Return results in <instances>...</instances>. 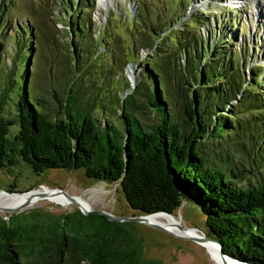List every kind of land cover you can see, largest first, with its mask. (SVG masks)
I'll list each match as a JSON object with an SVG mask.
<instances>
[{"label":"trees","instance_id":"1","mask_svg":"<svg viewBox=\"0 0 264 264\" xmlns=\"http://www.w3.org/2000/svg\"><path fill=\"white\" fill-rule=\"evenodd\" d=\"M14 2L0 0V42L11 39L14 47L0 87V170L80 169L117 185L135 212L128 217L175 215L190 204L204 223L193 228L225 255L264 264V69L249 63L244 44L236 46L239 12L226 5L218 15L199 9L152 22L138 2L130 25L119 23L129 40L123 50L119 37H106L115 14L93 40L94 0H59L75 79L52 102L34 92L30 77L41 27L12 18ZM134 42L151 52L138 61L134 83L123 80L126 94L82 88L85 63L99 58L100 68L106 58L115 74L135 56ZM136 224L80 209L16 213L0 218V264H167L144 256Z\"/></svg>","mask_w":264,"mask_h":264},{"label":"rangeland","instance_id":"2","mask_svg":"<svg viewBox=\"0 0 264 264\" xmlns=\"http://www.w3.org/2000/svg\"><path fill=\"white\" fill-rule=\"evenodd\" d=\"M58 1L55 0L50 5L49 0H15V8L11 11L12 18L18 17L19 20L27 18L29 23L34 26V31L36 28L38 29V26L41 27L43 36L40 35L39 44L32 54V72L30 77L34 92L45 95L52 102L55 101L52 95L55 93L63 95L66 85L75 79V76H73L75 70L73 68L72 53L67 43L69 34L61 24L63 21L66 23L67 18H65V11H63ZM63 1L69 2L71 0ZM138 2L144 3L146 9L144 8L143 12L146 10V15L153 18L152 22L167 21L172 13H185L183 19H186L187 16L199 9L207 12L212 11L218 15L223 13L226 5L230 6L229 9H235L239 12V17L243 21L237 32L238 42L236 46L241 47L244 44L247 55L251 57L249 58V63H260L264 69V0H182V4H180L179 0H94L92 22L94 21L95 24L90 29L89 38L93 40L97 38L100 41L102 34L99 29L104 28L103 26L107 24L111 14H115L116 18L111 19L113 24L106 32V37H119L124 50V46L129 44V40L127 34L122 31V25L119 23L126 21V25H130L131 16L134 17L141 10L140 4L139 6L137 5ZM176 8H178L179 12L176 11ZM126 13L128 16L125 15ZM158 18L161 19L158 20ZM209 19L210 25L214 29L221 28V24L213 19V16ZM177 24L178 22L173 25V28H176ZM208 26L209 24H207ZM207 27L200 26V32L202 34L206 33ZM137 28L139 29L140 26L138 25ZM242 29L244 30V35L240 33ZM7 33L10 35L9 29ZM117 33L120 36L116 35ZM114 40L112 39L113 45L116 44ZM109 42H100V44L107 46ZM0 43V87L2 88L6 81L3 70L8 66L10 67V58L14 53V47L11 39L2 40ZM255 44L258 47L253 50ZM95 48L97 49L96 46ZM98 49L102 50L100 47ZM150 52L151 50L148 48H141L134 42L135 56L132 61L127 62L123 70L114 71L115 74L112 73L110 75L108 69L111 68L108 67L109 63L106 58L104 60L105 63L103 62L100 68L96 66L100 63L99 58L85 63L84 68L86 67V70L81 69V72L86 75V79L81 83L82 88L87 93L93 90L97 93L95 86L101 85L105 88V90L101 89L103 92L115 87L116 92H119L118 96L122 97L127 93L122 84L123 80L126 79L128 82L134 83L137 76L136 73H138L136 71L140 70L138 61L144 59ZM89 64H92V66ZM77 73L78 71H76ZM89 84L91 85L85 86ZM114 84L116 85L114 86ZM7 110L9 111L10 108L7 107ZM247 155L246 158L249 159L250 155ZM238 157H240L239 154ZM14 169V172L0 170V193L20 194L21 192H32L43 187L54 191L61 189L68 195L84 198L89 202L91 210H101L117 216L135 214V212L127 208L122 194L117 191V185L89 179L84 176L80 169H48L39 176L34 175L30 170L22 166ZM5 204L6 199L1 197L0 206L10 207ZM76 209L80 208L74 202L68 201L66 205H63L61 202L57 203V201L50 200V198L38 197L33 198L29 205L21 209H15L14 211L0 209V218L30 211L59 215L73 212ZM174 216L181 222L182 225L180 226L187 228L196 227L197 229L204 228V223L190 204L184 205L181 211L178 210ZM134 227L137 236L142 242L146 258L163 260L167 264H216L207 253L206 248L194 240L171 235L144 223H137ZM21 264L31 263L23 262Z\"/></svg>","mask_w":264,"mask_h":264},{"label":"bare ground","instance_id":"3","mask_svg":"<svg viewBox=\"0 0 264 264\" xmlns=\"http://www.w3.org/2000/svg\"><path fill=\"white\" fill-rule=\"evenodd\" d=\"M60 193L59 190L57 189L54 191L53 189H48L46 187H43L42 189H38L32 192H27L23 194H7V193H0V198L4 197L6 199V204L9 205L10 207L7 206H0V207H7V208H16L20 206L22 203H24L26 200L33 198H40V197H45L50 198V200H54L58 202H61V204L66 205V203L71 202L64 194H57ZM77 202L80 204V206L84 210H91L90 204L88 201H86L84 198L80 196H75ZM3 204V203H1ZM148 220L151 223H155L157 225L164 226L168 228L170 231L177 235L181 236H186V237H201L203 236L202 233H199L198 230L195 228H180L181 222L174 216V215H169L166 213H156L148 216ZM201 246L206 248L207 253L211 257V259L216 263V264H238L230 259H222V257L219 255L218 247L217 245L212 242V241H203V242H198Z\"/></svg>","mask_w":264,"mask_h":264},{"label":"water","instance_id":"4","mask_svg":"<svg viewBox=\"0 0 264 264\" xmlns=\"http://www.w3.org/2000/svg\"><path fill=\"white\" fill-rule=\"evenodd\" d=\"M29 192V191H27ZM59 192L64 194L71 202H74L82 212L84 213H89L91 211L95 212V213H98L100 215H103L105 216L107 219L109 220H112V221H125V222H129V223H144V224H147V225H150L152 227H155L157 229H160L162 231H165L171 235H174V236H177V237H181V238H186V239H191V240H194L196 241L197 243L198 242H203V241H212L214 242L217 247H218V251H219V255L222 257V259H224V261L228 258L238 264H247L245 262H240V261H237L235 259H232L230 257H228L227 255L224 254V252L222 251L221 249V245L218 241H215L213 239H208L207 237L205 236H201V237H186V236H179L175 233H173L172 231H170L168 228L164 227V226H161V225H157L155 223H151L149 222L148 220V216L149 215H152V214H156V213H152V214H148V215H139V216H134V217H128V216H117V215H114L112 213H109V212H105V211H101V210H96V209H93V210H84L80 204L77 202V200L75 199L76 197L75 196H71V195H68L64 190H61L59 189ZM24 193V192H23ZM22 192L20 194H23ZM32 202L31 199H28L26 200L24 203H22L20 206L16 207V208H7V207H0V209L4 210V211H14L15 209H21L27 205H29L30 203ZM159 213V212H157ZM180 228H186V227H183V226H180Z\"/></svg>","mask_w":264,"mask_h":264}]
</instances>
